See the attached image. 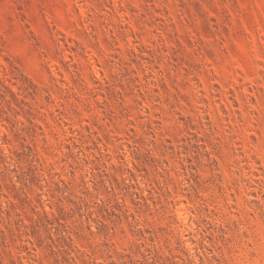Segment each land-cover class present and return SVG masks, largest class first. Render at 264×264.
I'll list each match as a JSON object with an SVG mask.
<instances>
[{"label": "rangeland", "instance_id": "rangeland-1", "mask_svg": "<svg viewBox=\"0 0 264 264\" xmlns=\"http://www.w3.org/2000/svg\"><path fill=\"white\" fill-rule=\"evenodd\" d=\"M0 264H264V0H0Z\"/></svg>", "mask_w": 264, "mask_h": 264}]
</instances>
